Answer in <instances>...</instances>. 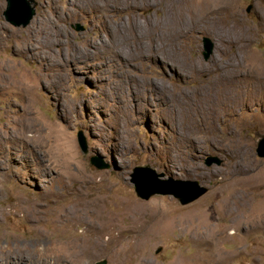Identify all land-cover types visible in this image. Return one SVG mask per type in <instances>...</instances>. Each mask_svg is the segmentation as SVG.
<instances>
[{
  "label": "rangeland",
  "instance_id": "374dc122",
  "mask_svg": "<svg viewBox=\"0 0 264 264\" xmlns=\"http://www.w3.org/2000/svg\"><path fill=\"white\" fill-rule=\"evenodd\" d=\"M227 1H231L237 18H243L248 31L244 37L248 39L252 30H258L257 37L243 52L264 58V0ZM203 3L204 0H187L186 13L190 15L194 9V16L198 19L197 28L188 40V57L190 60L200 58L207 64L217 50V39L214 33L202 28L199 5ZM52 4L53 0H34L31 6L36 14L32 20L26 26H16L5 15L8 0H0V61L13 65L4 66L1 70L8 73V80L15 81L14 77L22 80L19 89L11 87L0 91V131H7L6 127L13 130L12 118L28 108L31 117L43 125L46 133L48 129L56 131V141L47 135L42 138V141L46 139L44 142L38 139L31 141L25 155L18 156L17 162L12 159L19 151L6 156L13 150L10 140L0 144V150L4 149L0 154L1 161L7 162L4 165L6 173L1 172L3 178L0 180V246L32 256L34 261L31 258V264H38L44 244L50 245L55 239H84L92 235L88 224L92 218L90 214L79 212L76 220L63 219L58 225L60 218L57 220L52 209L98 197L109 214L124 212L123 238L120 243H108L113 231L103 232L105 247L85 259L84 264H97L102 260H107V264H138V254L143 251L149 253V259L155 264H171L177 256L195 259L191 263L203 264L205 258L201 257L207 256L211 247L208 243L204 245L206 242L202 240L207 232L211 235L210 242L218 239L217 249L225 259L219 264H264V217L251 216L254 207L261 205L259 201L264 198V157L257 151L264 136V128L257 122H264V108L259 99L251 96L254 99L250 97L246 106L238 108L236 116L229 118L232 123L234 118L244 121L238 126V133L243 140L250 142L254 159L262 169L253 195L257 200L259 194L263 192V195L259 201L251 203L244 199L235 205L226 207L225 204L226 215L224 212L221 214L224 208L221 195L230 193L224 192L223 188L243 189L227 184L245 174L240 171H234L235 175L229 174L232 169L230 158L211 148L202 135L192 134L191 108L203 100V92L191 77L187 78L184 72L183 75L177 73L170 58H167L169 61H159L150 55L154 50L149 56L145 53L149 45L160 44L156 31L152 27H144L145 15L139 16L140 27L145 30L135 27L127 29L124 34H113L108 23H118L119 16L117 20L111 12L101 11V8L88 10L90 7L81 0H58L61 12L66 13V20L60 21L53 29V38L57 40L52 46L55 53L49 51L48 58L44 53L46 59L20 53L18 44L32 39L33 31L38 29L45 16L52 14ZM162 5L156 3L152 8L154 18L161 14L156 9ZM120 16L124 20L128 18L125 13ZM79 26L83 29L78 30ZM174 38L173 43L181 40ZM206 39L211 40L214 49L208 58L204 55ZM235 40L237 47L240 39ZM41 64L46 66L44 79L37 76L43 69ZM203 87L202 90L207 89ZM27 89L32 91L33 99L27 100ZM28 102L31 107H26ZM229 123H225L223 128L226 129ZM38 129L36 127V132ZM31 132V135H36L35 131ZM80 133L86 139L87 152L80 147ZM92 158L107 167L97 168L91 163ZM187 165L196 169L186 172L183 168ZM140 167L154 170L160 183L171 185V181L175 184L196 181L208 191L187 205H182L173 195L156 194L144 200L136 194L132 182L136 169ZM198 172H205L207 176H200ZM225 172L234 177L227 178ZM21 195L31 199L38 197L43 210L40 218L22 214ZM231 209L238 212L229 213ZM133 224H140L150 234L158 232L157 237L143 245L140 253L134 248V236L140 228ZM18 255L21 256L16 254L15 260L10 259L9 264H27L24 263L27 258L23 256L24 260L19 263Z\"/></svg>",
  "mask_w": 264,
  "mask_h": 264
},
{
  "label": "bare ground",
  "instance_id": "6f19581e",
  "mask_svg": "<svg viewBox=\"0 0 264 264\" xmlns=\"http://www.w3.org/2000/svg\"><path fill=\"white\" fill-rule=\"evenodd\" d=\"M81 2H83L84 5L90 7V9L88 10H91V8L93 10H96V8L99 9L101 8V11H105L107 13L111 12L112 14L111 16L116 19L119 16L118 23L114 25L108 23L109 24L108 27L113 34H118L119 32L120 34L123 32L127 33L125 32L127 29L128 30L129 28L135 29V27H137L140 30L141 29L145 30L144 28L140 27L142 26V24H140V20H139V16L141 14L145 15V19L143 22L145 25L144 27L146 28L152 27V29L156 31V34L160 40V44H156L157 46L154 44H151L148 47L146 46L147 48L145 49V53L148 55L151 51L154 50L150 55L152 56V58L159 61L170 58V60L173 62L172 63L173 68L177 71V73L179 75L181 74L183 75L184 72L185 73L184 75L187 78L191 77V79L196 83L195 86L198 87V89L203 92V96H202L203 100L197 103L196 105L194 104L191 108L190 115L192 122L189 123L191 124L192 134L197 133L199 135H202V137L207 141V143L211 148L220 151V153L225 154L228 156V158H230L232 169H230L229 174H234V171L235 172L240 171L245 174L240 178H236L233 181H229L230 183L227 182L228 183L227 186L232 185L233 188L241 187L243 189L238 190L237 188L236 190L233 191L230 190L229 188L228 189L225 188V190L223 188L224 192L228 191L230 193L229 194L223 193L221 195L220 200H222L223 202L222 206L224 207L225 204L226 207L229 204L235 205V202L239 203L242 202L244 199H246L250 203L257 200V197L253 195L254 193L253 189L257 187L258 185L257 183L261 179L262 169L259 163L254 159L250 142L247 139L243 140L242 138L243 136L238 133V131L240 130V129L238 130V126L243 125L242 122L244 121L240 118H234V123H232V121H230L229 116L234 115L235 117L236 110L238 108L239 109L244 108L246 106L247 100L251 96L258 98L259 104L264 108V58L257 54H248L247 52L245 53V51L243 52L245 48L247 49V47H249L250 42L257 37L258 30H254V31L252 30V32L250 33L247 39L246 37H244L248 31L244 27L243 18H237V15L235 14L231 1L204 0V3L202 5L201 4L199 5L201 7L200 16L202 20V28L214 33L215 34L214 36H216L217 39V43H216L217 50L213 55L212 59L210 60V62L205 64L200 58L190 60V58L188 57V51L190 50L188 45V40L192 38L191 34L197 28L196 22L198 19L196 18V16H194L193 13L195 12L194 9L191 11L192 13L190 15L186 13L187 0H81ZM156 3L159 4L163 3V5L161 6L162 8L156 9V11L159 14L160 13L161 14L158 15L157 18H154L151 15V12H152V8L155 7ZM227 3H230L231 5L228 6ZM51 10H52V14H47V16H45V20H43V22L39 24L40 26H38V29L36 28L33 31L32 39L30 41H27L26 43L21 42L18 44L19 46H17V50L20 53L30 55L33 58L39 56L42 57L43 59L49 57L47 56V53L49 54V51H53L55 53V49L52 46L55 45L54 43L57 42V40L53 38L54 36L52 35L53 29L58 26V23L60 21L66 20V13L61 12V9L58 6V0H53ZM122 13L127 14L128 16L127 20H124V18L123 19L120 18L121 17L120 15ZM174 37L180 38L181 40L179 42L173 43L172 38ZM237 38L240 39V42L238 43L239 46L236 47L235 42L237 41L235 39ZM102 39L104 40V38H101V40ZM89 45L92 46V42H89ZM43 46L44 47L46 46L45 47L46 49L45 48L43 49ZM47 49L49 50L47 51ZM159 49H164V50H162L163 52H159L158 51ZM234 49H236L235 52ZM179 51H181L180 55H179ZM166 55H168V57H166ZM167 60L169 61V59ZM48 62L51 64L50 61ZM50 64L49 67H53L52 65L50 66ZM41 65L43 69H41V72H39L37 76H39V78L41 79H44L47 76V73L45 75V72L43 71L46 66H44L43 64ZM4 66H13V65L10 64V62L8 61H3V62L0 61V91L1 92L6 91L11 87L19 89L22 80L21 79L19 81L16 80L12 73H10V75L14 77L15 81L8 80L9 78L8 73L1 70V68ZM202 86H204L205 89L206 88L207 89L202 90ZM194 88L195 87H193V89ZM31 93L32 91L27 89V94H28L26 97L27 100L32 98ZM26 107H31L30 102L26 103ZM28 109H25L23 114H16L12 118L13 121L11 122L13 126H15L13 130L11 127H6L7 131L5 132H7V134L5 132L0 131V144H3L2 141L7 139L10 140V142L13 144L12 146L13 150H10L6 154V156L10 155L14 151H19L17 154L15 153L17 156L14 157L15 161L12 159L13 162H17L20 159V158L18 159V156L25 155L26 149H28V147L32 143L31 141L35 139H38L40 142H44L46 141V139L44 138L45 140L42 141V138L45 135H47L49 139L54 137V141H56L54 136V132L56 131L48 129L49 131L48 133H46L47 131L45 132L43 125L39 124L37 121H35L33 117H31L32 116L31 112H29ZM185 115H187V113ZM225 118H229V119H225ZM228 122H230L229 126L226 129H224L223 125L225 123L228 124ZM257 122L261 128H264L263 121H257ZM36 127L39 128L37 132H36ZM31 131H35L36 135L35 134L31 135L32 133ZM226 132L229 133L227 134ZM224 134L226 136H224ZM36 145L38 147V144ZM53 150L54 149H52V151L50 150L51 153L53 152ZM3 151L4 149L2 148L0 150V154ZM8 158L5 159V161L8 160ZM1 159L2 158H0V180L3 178V174L1 172L6 171L4 165L7 163V162L3 163ZM194 169H196V167L190 165L189 167L187 165L186 167L183 168V170L186 172H189ZM197 174L204 177L207 176V173L205 172H198ZM226 177L232 179L234 176H228V174L226 173ZM262 193L258 195L259 198L257 201H259V199L262 197L263 195ZM81 197L83 196L81 195ZM38 200H39L38 197L31 199L29 197L25 198L22 195L19 196V201L22 204V211H23L22 214H24L25 216H29L31 218H40V216H42L43 214V210L41 209L42 206H40V201ZM81 200L82 201L78 203L79 205L77 204V202H74L71 206L68 207L66 206L61 208L55 207L52 209V212L54 211V213L57 214V220L60 218V220H58V225H61V223L65 219L76 220V215L79 214V212L80 214L83 213L90 214L92 218L91 220H89L88 224L91 229L92 235L84 239H78L73 237L66 239H55L53 243L50 245L44 244V247L40 249L41 252H39L40 255H42V258L37 259L38 264H84L85 259L93 256L94 254H96L98 251H101L105 247L106 242L103 239L102 234L103 232L106 231L108 232L113 231V234L111 238L108 240V243L122 242L123 232H124V227H123L124 212L109 214L104 209V205L102 204L100 199H98V197L96 199H92L91 201L89 199H81ZM259 203H261V205L259 204V206L261 207L255 206L253 209L254 213L251 216L264 217V198L263 201L262 202L259 201ZM226 207L222 209L221 214H223L224 212L226 215V209H227ZM232 211H234V213L238 212V210L231 209L229 210V213H231ZM194 216H217V215L194 214ZM236 216H241V215L237 214ZM132 226L140 228V230L134 236L135 238L134 248L138 250L140 253L141 252L140 249L142 250L143 245H145L146 242H148L152 238L157 237L158 232L150 234L147 233L145 230H143V227H141L140 224L139 225L133 224ZM36 228L38 229V227ZM38 233L42 234V232H40L39 229H38ZM210 236L211 235L207 232L204 234L205 238L203 237L204 239H202L203 242H206L204 245L208 243L211 246L209 249L210 251H208L209 253L206 254L207 256H204L205 255L204 254L203 257H201V258H205L203 264H219L222 261L224 262L225 259L223 260L222 258L223 254L221 253V250L217 249L218 239L215 238L213 242H210L209 241ZM16 254H21V256L18 255L17 257V259H19L18 260L19 263L21 260H24L21 258L22 256L27 258V262L23 261L24 263L31 264L32 260L34 261V258L32 256L29 257L24 255V253L18 252L17 250L11 248L5 249L3 248V246H0V264H9L10 259L15 260L14 256ZM138 258L140 259L138 264H155L149 259L148 252L145 251L141 252L140 255L138 254ZM191 260H195V259L192 258L185 259L182 258L181 256H177L175 260L171 262V264H195V263H191L190 262ZM11 264H18V263L14 262Z\"/></svg>",
  "mask_w": 264,
  "mask_h": 264
},
{
  "label": "water",
  "instance_id": "95a60500",
  "mask_svg": "<svg viewBox=\"0 0 264 264\" xmlns=\"http://www.w3.org/2000/svg\"><path fill=\"white\" fill-rule=\"evenodd\" d=\"M31 2H34V0H8V8L5 11L7 20L16 26L28 25L36 14ZM250 10L251 6L248 8V11ZM82 29L83 27L79 26L78 30ZM204 48V55L208 58L213 52V44L210 39L205 40ZM78 141L82 151L87 152V142L82 133L78 135ZM257 151L261 157H264V136L259 142ZM91 163L99 169L107 167L106 164L96 158H92ZM156 177V172L150 168L140 167L136 169L132 182L134 183L135 192L140 198L149 200L156 194L173 195L182 205H187L196 201L208 191L207 187L201 186L196 181H180L178 184L171 181V185L170 183L168 185V183L158 182ZM107 262V260H102L97 264H107Z\"/></svg>",
  "mask_w": 264,
  "mask_h": 264
}]
</instances>
